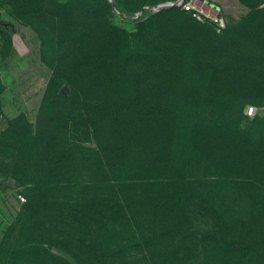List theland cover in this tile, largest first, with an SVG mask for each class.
Wrapping results in <instances>:
<instances>
[{"label":"rangeland","instance_id":"1","mask_svg":"<svg viewBox=\"0 0 264 264\" xmlns=\"http://www.w3.org/2000/svg\"><path fill=\"white\" fill-rule=\"evenodd\" d=\"M118 1L126 22L109 0H0V21L12 26L0 25V118L9 124L0 132V264H13L9 251L23 243L26 187H37L40 213H65L67 230L85 232L70 211L123 175L117 162L105 167L71 103L58 98L72 89L92 104L166 109L154 153L167 154L168 168L153 169L169 178L153 184L179 189L190 229L176 257L156 254L151 264H264V0H209L223 28L178 0ZM241 116L251 129L239 135ZM135 125L127 120L121 133L132 150ZM205 126L213 131L202 141ZM218 145L232 156L227 179L213 177ZM139 257L131 250V263L110 264Z\"/></svg>","mask_w":264,"mask_h":264},{"label":"trees","instance_id":"2","mask_svg":"<svg viewBox=\"0 0 264 264\" xmlns=\"http://www.w3.org/2000/svg\"><path fill=\"white\" fill-rule=\"evenodd\" d=\"M176 1L165 0L169 3ZM112 2L114 8L112 15H119L125 22L131 18L122 10L118 0ZM165 12L166 9H162L156 16H162ZM148 16L145 11L140 12L141 19ZM0 25L12 27L9 24ZM109 39L111 40V37ZM154 42L156 43L155 39ZM106 44L109 48L107 42ZM111 46L114 47L113 44ZM83 94L84 101H81V96L73 89L68 97L58 98L71 103L68 104L76 111L86 135L93 136L98 148L100 147L99 153L105 167L117 162L118 172L123 175L109 181L105 185L104 192L99 196L90 192V198L77 203L75 205L77 209H72L71 214L69 212L71 219L75 220V225L80 228L81 225H85L83 229L86 230L85 232L81 229L67 230L65 219L68 217L65 213L61 215H53L46 211L40 213L38 210L40 205L33 202L32 198V194L38 191L37 187L35 191L30 186L26 187L24 194L27 203L21 230L23 243L9 251V256L14 260L13 264H110L116 256H120L119 260L122 263H131L129 260L131 250L140 255L139 262L133 264H151L156 254H171L170 257H176L173 249L182 243L190 229V220L186 212L188 201L175 200V195H180L179 189H174L170 194V191L162 188L160 184H157L159 188L155 190L153 184L164 182L169 178L159 175L153 169L155 164L159 163L161 164L157 167H163V171L168 168L161 158L167 154L154 153V144L162 141L161 122L165 117L166 109L149 106L136 110L92 104L88 103L85 93ZM66 103H62V106L68 105ZM130 119L136 123L135 130L138 132L133 138L140 141L133 150L128 148L129 139L125 136L121 137V133L124 132L122 130ZM247 119L248 117L241 116L237 125L241 129H237L235 133L240 135L244 134L245 129L246 131L251 129L241 124ZM257 120L259 119L256 118ZM98 122L103 124L101 133L96 125ZM8 128L9 124L4 127L0 118V132ZM212 131L213 129L205 126L202 141H205ZM119 141L121 143L118 144ZM215 154L218 163L216 168L221 174L213 177L217 180L227 179L225 170L229 164L226 162L232 156L220 151V145L211 156ZM181 192L185 197L191 193ZM132 228L138 235L129 232L131 240L135 243L126 246L130 239L125 235ZM116 236L117 242L110 244L113 238L116 241ZM120 248L123 250L114 252L115 249Z\"/></svg>","mask_w":264,"mask_h":264},{"label":"built area","instance_id":"3","mask_svg":"<svg viewBox=\"0 0 264 264\" xmlns=\"http://www.w3.org/2000/svg\"><path fill=\"white\" fill-rule=\"evenodd\" d=\"M198 1L199 0H182L179 4L185 11L190 12L193 17H196L198 19L208 18L213 21V23H215L218 28H223L225 26V19L223 17L221 9L216 6L217 10L212 14L210 11H204L200 7H197L196 2ZM217 14H222V16L218 17Z\"/></svg>","mask_w":264,"mask_h":264},{"label":"water","instance_id":"4","mask_svg":"<svg viewBox=\"0 0 264 264\" xmlns=\"http://www.w3.org/2000/svg\"><path fill=\"white\" fill-rule=\"evenodd\" d=\"M110 1V4L113 6V2H112V0H109ZM182 0H178V3H180ZM200 2H202V3H205L206 4V6L208 7V9H211V10H214V12H216V10H217V7L215 6V5H211L209 2H205L204 0H199ZM166 5H168V4H163V5H161V6H159L157 9L158 10H162V9H164L165 8V6ZM210 10V11H211ZM212 12V11H211ZM217 16L219 17V16H222V14H217ZM0 24H3V25H6V23H2V22H0Z\"/></svg>","mask_w":264,"mask_h":264},{"label":"crops","instance_id":"5","mask_svg":"<svg viewBox=\"0 0 264 264\" xmlns=\"http://www.w3.org/2000/svg\"><path fill=\"white\" fill-rule=\"evenodd\" d=\"M206 3L207 2H209L210 3V1L209 0H204ZM211 5H213L212 3H210ZM196 6L197 7H200L202 10H204V11H210L211 9H208V7L206 6V4L205 3H202V2H200V1H198V2H196ZM212 11V10H211ZM210 11V12H211Z\"/></svg>","mask_w":264,"mask_h":264}]
</instances>
